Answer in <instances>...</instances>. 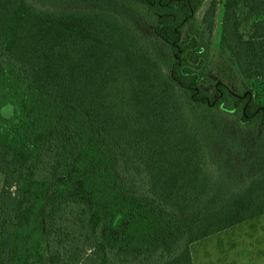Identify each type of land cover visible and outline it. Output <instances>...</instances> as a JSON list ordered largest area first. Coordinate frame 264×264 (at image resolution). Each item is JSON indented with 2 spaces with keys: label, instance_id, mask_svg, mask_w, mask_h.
<instances>
[{
  "label": "trees",
  "instance_id": "trees-1",
  "mask_svg": "<svg viewBox=\"0 0 264 264\" xmlns=\"http://www.w3.org/2000/svg\"><path fill=\"white\" fill-rule=\"evenodd\" d=\"M116 1L0 0V264H192V243L264 214V174L231 196L206 169L217 110L258 128L246 158L264 164V105L226 70L202 88L218 1L202 27V0H137L153 43ZM219 38L264 79V0H223Z\"/></svg>",
  "mask_w": 264,
  "mask_h": 264
},
{
  "label": "rangeland",
  "instance_id": "rangeland-1",
  "mask_svg": "<svg viewBox=\"0 0 264 264\" xmlns=\"http://www.w3.org/2000/svg\"><path fill=\"white\" fill-rule=\"evenodd\" d=\"M37 7L43 9H67V10H92L108 9L113 0H31ZM211 0H202L195 13L198 24L204 27L202 16ZM215 22L211 34L210 60L208 66V79L202 84V88L212 93L214 82L218 78L224 79L226 70L227 82L233 89H250L255 100L264 105V79H245L237 70L236 65L228 52L222 49L220 44V25L223 13V0H217ZM120 13L116 15L120 20L131 19L134 21L136 30L143 34L145 40L153 43V36L148 33L153 23V14L145 5L137 0H118ZM220 117V129L210 139L204 140V149L207 156L206 169L212 180V184L218 183L230 186L228 190L231 196L238 194L248 181L258 175L264 174V164L247 163V152L253 151L254 144L261 140L258 128L255 125L240 126L238 118L217 110ZM257 131V133H256ZM264 151V140L262 141ZM230 153L232 163L229 166L223 164V157ZM238 158V163H237ZM245 158V159H244ZM252 158V157H251ZM253 160V158H252ZM255 164V165H254ZM257 168V169H256ZM258 169L260 171H258ZM220 172H224L222 177ZM3 176L0 173V188ZM70 184V190L79 192L80 188ZM227 184V185H226ZM114 226H119L118 217L115 218ZM116 235V234H114ZM192 264H264V214L253 217L230 228L212 234L206 238L195 241L190 245ZM49 264V263H44Z\"/></svg>",
  "mask_w": 264,
  "mask_h": 264
}]
</instances>
